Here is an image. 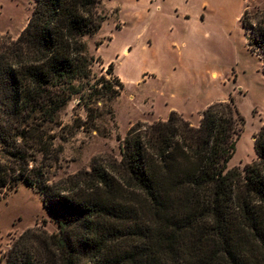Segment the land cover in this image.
<instances>
[{"label":"trees","instance_id":"obj_1","mask_svg":"<svg viewBox=\"0 0 264 264\" xmlns=\"http://www.w3.org/2000/svg\"><path fill=\"white\" fill-rule=\"evenodd\" d=\"M103 1L34 0L16 38L0 33V189L33 186L59 226L25 229L5 264H264V127L257 159L230 168L246 121L232 97L211 102L198 125L178 110L137 122L120 160L51 182L52 130L101 60L85 37L102 28ZM240 20L264 58V18L246 8ZM99 84L110 99L124 88L118 75Z\"/></svg>","mask_w":264,"mask_h":264},{"label":"rangeland","instance_id":"obj_2","mask_svg":"<svg viewBox=\"0 0 264 264\" xmlns=\"http://www.w3.org/2000/svg\"><path fill=\"white\" fill-rule=\"evenodd\" d=\"M245 6L264 18V0H245ZM33 7L34 0H0V33L16 38ZM101 8L106 14L104 27L85 37L90 53L101 60L92 64L91 79L81 92L85 96L69 100L60 113L62 124L52 130L61 147L59 157L47 163L52 183L91 171L99 161L120 160L121 139L137 122L168 117L170 109H176L198 125L211 102L231 97L246 121L229 167L243 168L257 159L254 140L264 127V58L251 51L249 31L240 18L182 21L170 0H154L151 6L139 0H104ZM120 23L124 29L116 30ZM104 62L115 63L114 74ZM147 72L153 76H144ZM117 73L124 88L110 99L101 84H95L102 76L113 79ZM88 107L97 108L94 113L99 116L78 126L89 116ZM44 204L41 193L29 184L0 189V264L28 227L59 230Z\"/></svg>","mask_w":264,"mask_h":264},{"label":"crops","instance_id":"obj_3","mask_svg":"<svg viewBox=\"0 0 264 264\" xmlns=\"http://www.w3.org/2000/svg\"><path fill=\"white\" fill-rule=\"evenodd\" d=\"M153 1L154 0H139V2L148 3L150 6L153 5ZM161 1L163 3L165 2V0H161ZM170 2H171V6L176 11L175 12L176 17L180 18L182 21H191V20L197 21L198 20L199 22H205L206 23L208 21H217L218 19H220V17L221 18L222 17L223 18L234 17V18L239 19V18H241V15L243 14V12L246 9L245 0H170ZM170 16H172V14ZM118 17H119V11H118ZM105 22H104V24H105ZM240 22H241V20H240ZM104 24H103L102 28L104 27ZM121 29H124V27L120 23V26H117L116 30H121ZM103 44H104V42L102 43V45ZM99 49H100V46L97 48V51ZM124 51L126 54H130L131 49L129 48L127 50L125 48ZM107 64H109V62H106V64L104 62L103 65L107 66ZM115 70H116V68H115ZM146 74H147L148 78L153 76V74H151V76L149 77L148 74H150V73H148V72L144 73L143 75L146 76ZM143 75H142V78H143ZM118 76L123 80V78L119 74H118ZM147 77H145V78H147ZM172 110H176V109H170L169 115H170ZM180 113H183L184 115L187 114L184 112H180ZM169 115H168V117H169ZM168 117L158 116L157 118L163 120V119H168Z\"/></svg>","mask_w":264,"mask_h":264}]
</instances>
